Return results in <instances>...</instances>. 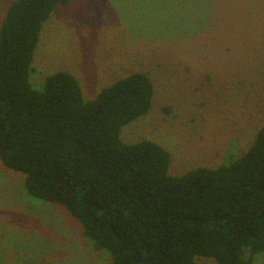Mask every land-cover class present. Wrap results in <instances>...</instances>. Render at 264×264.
<instances>
[{"label": "trees", "instance_id": "16d2710c", "mask_svg": "<svg viewBox=\"0 0 264 264\" xmlns=\"http://www.w3.org/2000/svg\"><path fill=\"white\" fill-rule=\"evenodd\" d=\"M69 2L14 0L2 21V164L22 174L32 198L63 207L110 264H254L264 252V122L238 157L169 174L163 145L120 136L151 107L149 73L116 78L90 100L69 71L32 85L43 26Z\"/></svg>", "mask_w": 264, "mask_h": 264}, {"label": "rangeland", "instance_id": "374dc122", "mask_svg": "<svg viewBox=\"0 0 264 264\" xmlns=\"http://www.w3.org/2000/svg\"><path fill=\"white\" fill-rule=\"evenodd\" d=\"M13 1L0 0V26ZM32 65L34 87L69 71L85 100L130 72L149 73L151 107L122 126V140L159 142L171 175L218 166L244 153L264 122V0H70L45 22ZM111 261L63 207L32 198L22 174L0 161V264Z\"/></svg>", "mask_w": 264, "mask_h": 264}]
</instances>
